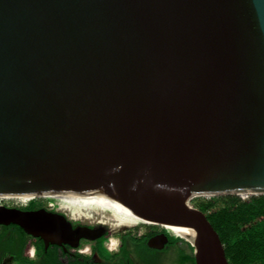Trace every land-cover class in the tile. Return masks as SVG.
I'll return each instance as SVG.
<instances>
[{"label": "water", "instance_id": "water-1", "mask_svg": "<svg viewBox=\"0 0 264 264\" xmlns=\"http://www.w3.org/2000/svg\"><path fill=\"white\" fill-rule=\"evenodd\" d=\"M53 193L190 228L195 264H228L189 202L264 195V0H0V196ZM73 221L0 205L45 250L106 232Z\"/></svg>", "mask_w": 264, "mask_h": 264}, {"label": "trees", "instance_id": "trees-1", "mask_svg": "<svg viewBox=\"0 0 264 264\" xmlns=\"http://www.w3.org/2000/svg\"><path fill=\"white\" fill-rule=\"evenodd\" d=\"M237 196V195H236ZM236 196H218L215 198L219 203L211 200H204L196 203L195 208L203 212L218 234L224 248V253L228 264H264V195H249L241 200ZM214 199V198H213ZM28 209H38L42 207L34 200H30L26 206ZM164 232V230H162ZM115 236L108 232L106 237ZM7 238V243L1 245L2 253L0 263L3 257L12 255L15 264H34L30 259L29 252L33 246L38 257H47L49 264H63L60 261L62 255L59 254V248L49 246L46 250L40 239L32 238L26 235L18 226L8 225L0 226V240ZM17 241L19 253L9 250L10 241ZM147 237L131 239L139 246L146 248ZM170 244L175 245L183 242L179 238L169 236ZM121 255L124 264H129L128 252L124 247V240L121 243ZM192 250V247H190ZM95 253L103 261H108L107 250L102 246V242H97L94 247ZM181 263L195 264L192 255H183L181 252ZM113 259V257H111ZM78 262L74 261L72 264ZM85 264H94L89 259Z\"/></svg>", "mask_w": 264, "mask_h": 264}, {"label": "flooded vegetation", "instance_id": "flooded-vegetation-1", "mask_svg": "<svg viewBox=\"0 0 264 264\" xmlns=\"http://www.w3.org/2000/svg\"><path fill=\"white\" fill-rule=\"evenodd\" d=\"M8 206V205H6ZM8 207H13V206H8ZM23 210H35V209H28L26 206H22L19 207ZM42 208V207H40ZM73 225H81V226H87L89 228H97L101 225L98 224H94L93 222H83V221H73ZM104 225V224H103ZM133 227V226H132ZM130 228V227H128ZM163 229L160 228V226L157 225H151V226H141L139 228H132L131 230H128L126 232H121L119 234H115L114 237H117L119 240V244H118V249L114 250V252H110L108 251L105 246H104V242L106 240H108L110 237H106V234L108 232H111L108 228H106V232L105 234L98 238L96 241L93 242H88L85 240H81L80 241V245L77 249H70L69 247H66L67 251L63 252L61 250V248H59V254L62 255L59 259L61 261V263L63 264H72L74 261L78 262L76 264H85L86 260L89 259L92 263L94 264H124L123 260H122V255L120 254L122 251L121 248V243L122 240H124V247L125 250L128 252V257H129V264H166V259L169 256V253L171 252V250H175V245L170 244V240H169V236L166 231L164 230V232L162 231ZM160 233H165L168 237V242L167 244H165V246L162 249H155V248H149L147 246V241L160 234ZM113 237V236H111ZM143 237H147V240L145 242L146 244V248L136 245L134 244L131 239H135V238H143ZM102 242V246L107 250V256H108V261L105 262V260L103 261L101 259V261H97L94 258V255L96 254L94 251V247L95 244L97 242ZM5 242L7 243V238H2L0 240V255L2 253L1 250V244ZM57 247V246H56ZM86 248V249H85ZM9 250L11 252L19 253V245L17 241H10V245H9ZM81 250V251H80ZM179 253L176 254L177 257V263L178 264H183L181 263V256ZM111 257H113V259H111ZM5 259H9V263L12 264L13 262V256L12 255H8L3 257L2 261L3 262ZM34 260V264H49L48 258L47 257H38L36 255V251H35V255L34 258L32 259Z\"/></svg>", "mask_w": 264, "mask_h": 264}, {"label": "bare ground", "instance_id": "bare-ground-1", "mask_svg": "<svg viewBox=\"0 0 264 264\" xmlns=\"http://www.w3.org/2000/svg\"><path fill=\"white\" fill-rule=\"evenodd\" d=\"M237 195H251V193H237ZM47 197L58 199V209L66 213L72 220L96 221L108 226L112 230L128 228L138 224L153 225V223L133 214L121 201L111 196L53 193L40 196H0V200L20 198L30 201L33 198ZM164 227L175 233L176 237L178 236L187 242L192 243L194 240V232L190 228ZM109 242L110 248V246L114 245V240L110 239Z\"/></svg>", "mask_w": 264, "mask_h": 264}, {"label": "rangeland", "instance_id": "rangeland-1", "mask_svg": "<svg viewBox=\"0 0 264 264\" xmlns=\"http://www.w3.org/2000/svg\"><path fill=\"white\" fill-rule=\"evenodd\" d=\"M239 195H237L236 197H238ZM249 195H241L239 196L238 198H240L241 200L244 199V200H247L246 198L248 197ZM218 196H215V197H197V198H194L192 199L189 204L192 206V207H195L194 205L198 202H202L204 200H211V201H214L216 204L219 203V201H217L215 198H217ZM214 198V199H213ZM31 200H34L36 201L38 204H41L43 208H47V205L48 204H52V210H56L59 208V203H58V199L56 198H52V197H47V198H33ZM25 202H27L26 200H22L20 198H10V199H3V200H0V205H8V206H13V207H22L21 204H24ZM75 221H79V220H75ZM80 221H83V222H90L89 220H80ZM93 222L94 224H98V225H101V226H104L105 228H108L111 233L113 234H119L121 232H126L128 230H131L132 228H139L141 226H151L150 224H138V225H135L133 227H130V228H122V229H119V230H112L110 229L108 226L106 225H103V224H100L96 221H91ZM160 226V225H158ZM163 227V226H161ZM167 230L170 232L171 235H174L175 236V233H173L170 229L167 228ZM178 237V236H177ZM110 239H113L114 240V245L113 246H110L109 248V245H110V242L109 240ZM184 241L185 243H182V247L184 248H187L185 244H188L189 243L185 240H182ZM118 244H119V240L117 237H110L108 240H106L104 242V246L105 248L110 251V252H114V250H117L118 249ZM112 247V248H111ZM176 250H171V252L169 253V256L168 258L166 259V264H177V257H176ZM96 260V259H95Z\"/></svg>", "mask_w": 264, "mask_h": 264}, {"label": "crops", "instance_id": "crops-1", "mask_svg": "<svg viewBox=\"0 0 264 264\" xmlns=\"http://www.w3.org/2000/svg\"><path fill=\"white\" fill-rule=\"evenodd\" d=\"M182 243H185L184 241L183 242H178L175 244V250L177 253L181 254V252L183 253V255H192V250H191V246L188 245V244H185L187 248H184L182 247ZM178 254V255H179ZM94 258L97 260V261H101V259L98 257L97 254L94 255ZM0 264H10L9 263V259H5L3 262H1ZM12 264H15V263H12ZM178 264V263H177ZM183 264H188V263H183Z\"/></svg>", "mask_w": 264, "mask_h": 264}, {"label": "built area", "instance_id": "built-area-1", "mask_svg": "<svg viewBox=\"0 0 264 264\" xmlns=\"http://www.w3.org/2000/svg\"><path fill=\"white\" fill-rule=\"evenodd\" d=\"M243 200H244V199H243ZM28 202H29V201H27V202H25L24 204H21V205H22V206H27ZM46 209H48V210H52V209H53V208H52V204H48ZM160 228H162V229L164 230L163 227L160 226ZM168 232H169V231H168ZM169 233H170V232H169ZM170 235H171V234H170ZM175 238H177V237H175ZM85 249H86V248H85ZM80 251H81V250H80ZM34 255H35V248L32 246L31 249H30V252H29V257H30V259H33V258H34Z\"/></svg>", "mask_w": 264, "mask_h": 264}]
</instances>
